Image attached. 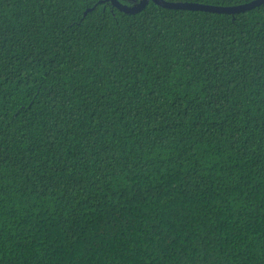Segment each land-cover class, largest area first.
Here are the masks:
<instances>
[{
	"label": "trees",
	"instance_id": "obj_1",
	"mask_svg": "<svg viewBox=\"0 0 264 264\" xmlns=\"http://www.w3.org/2000/svg\"><path fill=\"white\" fill-rule=\"evenodd\" d=\"M0 264H264V3L0 0Z\"/></svg>",
	"mask_w": 264,
	"mask_h": 264
},
{
	"label": "water",
	"instance_id": "obj_2",
	"mask_svg": "<svg viewBox=\"0 0 264 264\" xmlns=\"http://www.w3.org/2000/svg\"><path fill=\"white\" fill-rule=\"evenodd\" d=\"M110 1L115 7L126 13H137L140 10H142L148 2V0H141L136 5H128L121 2L120 0H110ZM152 1L166 8L204 10L210 12L230 13V14L247 11L264 3V0H250L248 2L234 4V5L209 4L205 2H197V1H189V0H152Z\"/></svg>",
	"mask_w": 264,
	"mask_h": 264
}]
</instances>
